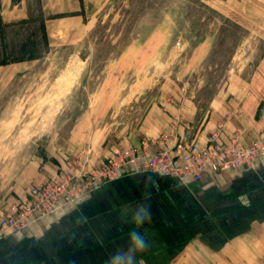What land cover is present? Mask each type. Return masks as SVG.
<instances>
[{"label": "rangeland", "instance_id": "rangeland-1", "mask_svg": "<svg viewBox=\"0 0 264 264\" xmlns=\"http://www.w3.org/2000/svg\"><path fill=\"white\" fill-rule=\"evenodd\" d=\"M28 1V22L0 27V59L40 54L0 89V223L45 179L75 203L144 141L201 146L239 116L264 137V0H80L85 24L48 44Z\"/></svg>", "mask_w": 264, "mask_h": 264}, {"label": "crops", "instance_id": "crops-1", "mask_svg": "<svg viewBox=\"0 0 264 264\" xmlns=\"http://www.w3.org/2000/svg\"><path fill=\"white\" fill-rule=\"evenodd\" d=\"M39 1L48 38L63 36L66 24H76L70 35L85 24L80 0ZM31 16L28 0H0V26L28 22ZM33 60L0 64V89L7 88ZM240 118L227 121L224 139L235 128L256 124L253 118L247 125ZM252 137L244 132L243 142L255 141ZM43 163L44 168L47 162ZM131 169L127 166L75 203L0 238V264L122 260L132 246L128 236L135 227L123 219L145 194L150 196L152 221L137 230L146 235L150 247L137 256V264H263L264 156L251 167L207 173L186 182L160 172ZM37 172L39 179L46 171Z\"/></svg>", "mask_w": 264, "mask_h": 264}, {"label": "built area", "instance_id": "built-area-1", "mask_svg": "<svg viewBox=\"0 0 264 264\" xmlns=\"http://www.w3.org/2000/svg\"><path fill=\"white\" fill-rule=\"evenodd\" d=\"M224 126L214 130L205 144L199 146L183 140L167 144L166 140L144 141L135 148L127 161L109 160L103 179L94 176L92 188L102 181L117 177L131 166L130 171L149 170L168 174L182 182L200 180L207 173L225 172L235 168L251 167L258 157L264 156V137L245 144L243 131L238 130L223 138ZM66 187L60 179H45L30 188L27 196L13 205L0 223V238L27 228L32 222L73 202L65 195ZM91 189V188H90ZM73 195V194H71Z\"/></svg>", "mask_w": 264, "mask_h": 264}, {"label": "clouds", "instance_id": "clouds-1", "mask_svg": "<svg viewBox=\"0 0 264 264\" xmlns=\"http://www.w3.org/2000/svg\"><path fill=\"white\" fill-rule=\"evenodd\" d=\"M149 198L150 196L145 194L143 201L136 205L132 214L123 219L124 223L135 226L128 236L132 246L128 249L125 258L121 260L120 257H116L114 260L106 262V264H137V256L150 247L146 235L137 230L140 226L152 221L151 205L147 203Z\"/></svg>", "mask_w": 264, "mask_h": 264}, {"label": "trees", "instance_id": "trees-1", "mask_svg": "<svg viewBox=\"0 0 264 264\" xmlns=\"http://www.w3.org/2000/svg\"><path fill=\"white\" fill-rule=\"evenodd\" d=\"M42 25H43L42 27L44 31L43 39L45 40L46 44H48V36L46 34L44 20L42 22ZM34 44H35V41H28L27 43L22 44L21 47L25 48V51L23 53H14V51L11 49L9 53H7L3 58L0 59V64L8 63L11 61H20V60L38 58L40 54L33 52L32 47H35ZM29 48L32 50H30Z\"/></svg>", "mask_w": 264, "mask_h": 264}]
</instances>
